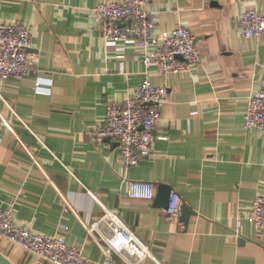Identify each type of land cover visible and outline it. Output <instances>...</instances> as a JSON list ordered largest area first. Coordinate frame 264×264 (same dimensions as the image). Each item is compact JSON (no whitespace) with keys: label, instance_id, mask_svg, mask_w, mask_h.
<instances>
[{"label":"crops","instance_id":"1","mask_svg":"<svg viewBox=\"0 0 264 264\" xmlns=\"http://www.w3.org/2000/svg\"><path fill=\"white\" fill-rule=\"evenodd\" d=\"M100 1L0 0V21L29 25L37 57L32 72L0 83V207L41 233L67 225L66 242L94 261L105 243L87 226L108 207L150 245L141 264H264V229L244 217L264 194V137L244 124L264 77V35L245 37L237 22L264 0H144L155 34L180 21L200 48V63L168 75L146 69L142 48L103 40L91 10ZM144 75L167 99L151 155L126 165L117 141L91 133L106 99L123 101ZM129 180L150 181L154 197L169 185L179 215L129 196ZM0 250L16 264H52L2 235Z\"/></svg>","mask_w":264,"mask_h":264},{"label":"built area","instance_id":"2","mask_svg":"<svg viewBox=\"0 0 264 264\" xmlns=\"http://www.w3.org/2000/svg\"><path fill=\"white\" fill-rule=\"evenodd\" d=\"M143 4L144 0H107L95 4L91 10L103 40L142 48L146 69L153 67L162 75L185 72L200 63V48L190 28L178 21L173 29L155 34L152 12L145 10ZM237 22L245 37L264 35V10L246 9L239 13ZM31 37L32 30L26 23L0 21V83L10 76L22 77L36 68L37 57L28 50ZM166 99L164 87L144 75L123 101L106 99V115L92 130V141L106 138L117 141L125 164H137L151 155L160 122L159 105ZM244 124L258 129L264 137V77L248 97ZM127 193L132 197L153 198L154 187L150 181L129 180ZM179 212L180 196L173 194L165 213L176 218ZM244 217L254 227L264 229V194L254 197ZM68 228L65 225L62 233L55 235L41 233L17 220L10 207H0V235L52 264H118L115 255L125 264H141L146 257H154L150 245L125 223L116 209L104 207L103 214L87 226L88 232L95 231L96 239L105 243L102 262L69 245L65 239ZM158 264L162 263L158 261Z\"/></svg>","mask_w":264,"mask_h":264},{"label":"water","instance_id":"3","mask_svg":"<svg viewBox=\"0 0 264 264\" xmlns=\"http://www.w3.org/2000/svg\"><path fill=\"white\" fill-rule=\"evenodd\" d=\"M180 57V55H179ZM108 139V138H106ZM171 199V187L167 184H159V191L154 197V202L158 206L168 207L169 201ZM189 210L186 207L182 208V218L186 219ZM0 264H16L11 261L6 255L0 250Z\"/></svg>","mask_w":264,"mask_h":264}]
</instances>
